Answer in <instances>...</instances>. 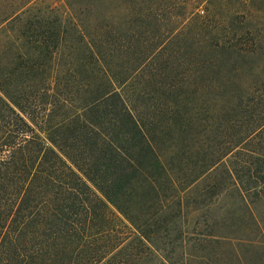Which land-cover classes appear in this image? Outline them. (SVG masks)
I'll list each match as a JSON object with an SVG mask.
<instances>
[{
    "label": "trees",
    "instance_id": "1",
    "mask_svg": "<svg viewBox=\"0 0 264 264\" xmlns=\"http://www.w3.org/2000/svg\"><path fill=\"white\" fill-rule=\"evenodd\" d=\"M64 1L1 5L0 264H264V0Z\"/></svg>",
    "mask_w": 264,
    "mask_h": 264
},
{
    "label": "rangeland",
    "instance_id": "2",
    "mask_svg": "<svg viewBox=\"0 0 264 264\" xmlns=\"http://www.w3.org/2000/svg\"><path fill=\"white\" fill-rule=\"evenodd\" d=\"M0 8L2 9V10H0V18L2 17V13H3V11H5L4 9V7H2L1 5L2 4H6V3H9V2H16V3H14V4H17V6H15V10L16 11H19V12H22V11H24V10H26L27 8H29L30 6V12L31 13H33V14H39V13H41V14H43V15H45V16H49V14H50V12L51 11H57V10H65V7H66V5H65V1L64 0H39V1H37L35 4H33V5H29V6H27L26 7V5L24 6V4L26 3V0H0ZM106 2H108V0H106ZM117 2V3H116ZM239 2L240 1H238L237 3H235L234 5H235V9H238V11L241 13H248L249 12V9H246L244 6H243V4H239ZM114 3H116V7L117 6H120V7H128V6H131V5H129V2L128 1H125V0H114ZM14 10V11H15ZM27 10H29V9H27ZM252 10V9H251ZM187 11H191V7H189L188 8V10ZM8 11L6 10V13H7ZM178 12V15L180 16L177 20H179V25H177V26H180V25H182V24H184V22H182V21H184V20H186V19H188L187 17L188 16H186L185 17V13H183L181 10H179V11H177ZM180 12V13H179ZM203 13V12H202ZM252 13H253V15L255 16V19L253 20L254 22H252V19L251 18H247L248 19V21L249 22H252V23H254V24H257V22H259V16H262L261 14H259L257 11H254V10H252ZM185 14V15H184ZM116 15H117V12H116ZM175 18V17H174ZM250 19V20H249ZM119 20V19H118ZM162 21V20H161ZM165 21V20H164ZM173 21V24H176V21H174V19L172 20ZM175 22V23H174ZM188 23V22H187ZM187 23H185V24H187ZM165 23L162 21V27L164 26L165 27V25H164ZM9 38H11V36L9 37L8 35H6L4 32H0V44H1V46H7L8 47V44H7V42H8V39ZM248 42H249V40H248ZM247 42V40H245V42L243 43V46L244 47H246V48H248L249 46H252L251 44V42H249L248 43ZM264 47V46H263ZM2 57H3V62H6V61H8L9 60V58H7V54H8V48H6V47H4V49H2ZM256 58H260L259 56H256ZM246 63L248 64V62L246 61ZM236 65H238L237 66V68H240V67H244V66H246V64L244 63V62H239V63H237ZM254 70H256V68H258V73L259 72H263L264 73V62L263 61H258L257 62V64H255L254 65ZM227 70L228 71H231L230 70V67L228 68L227 67ZM226 70V71H227ZM227 71V72H228ZM180 78V77H179ZM261 79H262V76L260 77ZM256 77H252V79H244L243 81H242V86H243V89H249V87L251 86V85H255V83L254 82H258V80L256 81ZM260 79V80H261ZM194 80V79H193ZM264 80V79H263ZM203 85L205 84V82H203L202 83ZM202 85V86H203ZM209 111H211V105H210V109H209ZM146 114H148V112L146 111L145 112ZM208 113V112H207ZM206 113V114H207ZM210 115L208 114V117H209ZM163 136H165V135H163ZM166 150H169V151H171V152H174V153H176V152H178V149L177 148H175V149H173V148H165ZM195 209V207H192V206H190V208L184 213V216H183V222H187V224H188V227L185 229V231H187V232H189L190 234H191V232L193 231V227H194V224L196 223V220H197V218H199V214H200V212H198V211H195L194 210ZM169 241L168 240H166V241H163V243H161V244H163V245H160V246H162V247H164V248H172V245H169V243H168ZM180 246L179 244H176L175 246Z\"/></svg>",
    "mask_w": 264,
    "mask_h": 264
}]
</instances>
